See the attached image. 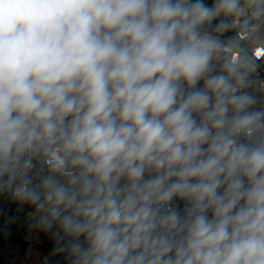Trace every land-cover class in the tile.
I'll return each instance as SVG.
<instances>
[{
    "label": "clouds",
    "instance_id": "clouds-1",
    "mask_svg": "<svg viewBox=\"0 0 264 264\" xmlns=\"http://www.w3.org/2000/svg\"><path fill=\"white\" fill-rule=\"evenodd\" d=\"M262 66L264 0H0V194L57 264H264Z\"/></svg>",
    "mask_w": 264,
    "mask_h": 264
},
{
    "label": "built area",
    "instance_id": "built-area-1",
    "mask_svg": "<svg viewBox=\"0 0 264 264\" xmlns=\"http://www.w3.org/2000/svg\"><path fill=\"white\" fill-rule=\"evenodd\" d=\"M236 29L226 33L234 35ZM264 77V66L259 69ZM33 209L14 203L7 195L0 194V262L2 264H47L46 256H51V250L44 252L46 243L44 232L31 226L30 213Z\"/></svg>",
    "mask_w": 264,
    "mask_h": 264
},
{
    "label": "water",
    "instance_id": "water-1",
    "mask_svg": "<svg viewBox=\"0 0 264 264\" xmlns=\"http://www.w3.org/2000/svg\"><path fill=\"white\" fill-rule=\"evenodd\" d=\"M44 241L50 248H53L54 240L51 238L50 234L44 233ZM60 259L61 257L51 255V256H46L44 258V261L47 264H57V261H59Z\"/></svg>",
    "mask_w": 264,
    "mask_h": 264
},
{
    "label": "trees",
    "instance_id": "trees-1",
    "mask_svg": "<svg viewBox=\"0 0 264 264\" xmlns=\"http://www.w3.org/2000/svg\"><path fill=\"white\" fill-rule=\"evenodd\" d=\"M1 245H2V236H1V232H0V246ZM46 249L51 250L52 248H50L48 245H46ZM0 264H2V263L0 262Z\"/></svg>",
    "mask_w": 264,
    "mask_h": 264
},
{
    "label": "rangeland",
    "instance_id": "rangeland-1",
    "mask_svg": "<svg viewBox=\"0 0 264 264\" xmlns=\"http://www.w3.org/2000/svg\"><path fill=\"white\" fill-rule=\"evenodd\" d=\"M43 251H44V252H46V253H48V252H49V250H48V249H46V248H44V249H43Z\"/></svg>",
    "mask_w": 264,
    "mask_h": 264
}]
</instances>
